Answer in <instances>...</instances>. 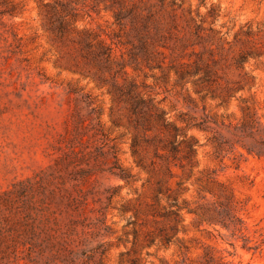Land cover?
<instances>
[{
    "label": "rangeland",
    "instance_id": "1",
    "mask_svg": "<svg viewBox=\"0 0 264 264\" xmlns=\"http://www.w3.org/2000/svg\"><path fill=\"white\" fill-rule=\"evenodd\" d=\"M131 83L168 129L135 128ZM49 235L264 264V0H0V264L67 263Z\"/></svg>",
    "mask_w": 264,
    "mask_h": 264
},
{
    "label": "trees",
    "instance_id": "2",
    "mask_svg": "<svg viewBox=\"0 0 264 264\" xmlns=\"http://www.w3.org/2000/svg\"><path fill=\"white\" fill-rule=\"evenodd\" d=\"M121 95L124 96L126 102L129 105V115L132 123L135 125L136 129H142L144 132L149 131L152 128L153 120L157 122H161L164 129H168L169 124H167L165 119V114L160 112L154 118L150 109H145L147 105L146 100L143 98L142 94L137 91V88L134 83L129 84L126 89H120ZM124 90V92H123ZM162 142V139H161ZM139 145L137 139L134 140L132 145L133 154H137V146ZM163 148H169L170 156L167 158L169 160L172 158L173 160H177V155L180 152L179 146L176 144L173 139L170 142V146L167 147V144L163 145ZM191 152L193 149L191 144L189 145ZM170 163V160L168 161ZM168 173H172L170 168H167ZM160 246L165 248H170V246H174L176 251L174 252L179 256V260H177L174 264H217L216 258L211 253H206L203 257V260L199 263H192L188 258V253L190 252V247L184 244L182 241H173L169 236L165 235L161 238L159 242ZM39 244V255L45 256V254L49 253L50 256L54 259H64L67 260L65 264H87L86 262L89 260H95L97 256L104 257L107 252V246L105 243H97V245H93V241H88V239L83 238H73L71 235L65 236H53L49 235L46 239H44ZM155 245V239L151 238L148 241V247ZM37 263V262H36ZM130 264H142L141 258H134L131 260Z\"/></svg>",
    "mask_w": 264,
    "mask_h": 264
}]
</instances>
